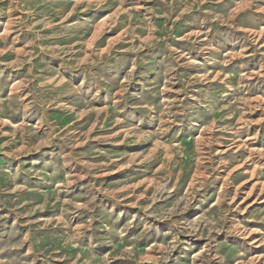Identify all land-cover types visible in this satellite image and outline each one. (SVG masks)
<instances>
[{
    "label": "rangeland",
    "instance_id": "1",
    "mask_svg": "<svg viewBox=\"0 0 264 264\" xmlns=\"http://www.w3.org/2000/svg\"><path fill=\"white\" fill-rule=\"evenodd\" d=\"M0 264H264V0H0Z\"/></svg>",
    "mask_w": 264,
    "mask_h": 264
}]
</instances>
